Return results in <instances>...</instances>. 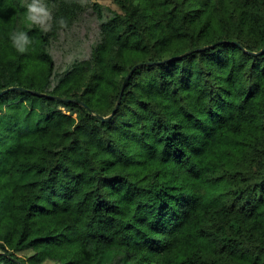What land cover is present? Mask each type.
<instances>
[{"label": "trees", "instance_id": "trees-1", "mask_svg": "<svg viewBox=\"0 0 264 264\" xmlns=\"http://www.w3.org/2000/svg\"><path fill=\"white\" fill-rule=\"evenodd\" d=\"M112 2L0 0V264H264V0Z\"/></svg>", "mask_w": 264, "mask_h": 264}, {"label": "rangeland", "instance_id": "rangeland-1", "mask_svg": "<svg viewBox=\"0 0 264 264\" xmlns=\"http://www.w3.org/2000/svg\"><path fill=\"white\" fill-rule=\"evenodd\" d=\"M83 1V0H82ZM88 7L84 13L80 15L74 27L58 42L59 51L62 54L74 55L79 52H86L96 38L97 26L99 23L98 11L90 5V0H84ZM101 4L110 5L112 8L118 9V6L112 0H98ZM47 13L42 12L40 18L46 19ZM67 36V37H65ZM64 108V107H62ZM117 257L113 255L108 257L107 261L114 263Z\"/></svg>", "mask_w": 264, "mask_h": 264}, {"label": "water", "instance_id": "water-1", "mask_svg": "<svg viewBox=\"0 0 264 264\" xmlns=\"http://www.w3.org/2000/svg\"><path fill=\"white\" fill-rule=\"evenodd\" d=\"M261 51H263V50H261ZM147 63H150V62H147ZM139 65L140 64H136L130 71H129V73L127 74V76L125 77V80H124V82H123V86H122V89H121V92H120V94H119V98H118V102H117V104H116V107H115V109L116 108H118V106H119V104H120V102H121V100H122V97H123V93H124V90H125V88H126V85H127V82H128V80L130 79V77L132 76V74H133V72L139 67ZM16 88H19L18 86H12V87H9V88H7V89H4V90H2L1 92H0V96L2 95V94H4V93H6V92H8L9 90H13V89H16ZM32 92H36V93H38V94H40V95H46V96H48V97H50V98H54V99H59V100H64V101H67V100H70L69 98H66V97H63V96H59V95H52V94H48V93H44V92H39V91H36V90H31ZM82 103V102H81ZM112 116V114H110V115H108V116H101L100 115V117L102 118V119H109L110 117Z\"/></svg>", "mask_w": 264, "mask_h": 264}]
</instances>
